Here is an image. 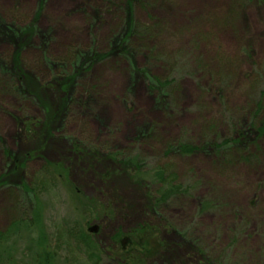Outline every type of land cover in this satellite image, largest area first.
<instances>
[{"label":"rangeland","instance_id":"obj_1","mask_svg":"<svg viewBox=\"0 0 264 264\" xmlns=\"http://www.w3.org/2000/svg\"><path fill=\"white\" fill-rule=\"evenodd\" d=\"M36 14L41 34L22 36L20 58L24 70L42 85L58 74L54 65L63 64L64 71L72 73L77 51L97 56L113 49L110 36L116 34L119 42L117 32H123L127 16L123 0H0V66L11 65L16 50L5 37L19 43V33ZM131 15L146 31L135 51L132 46L136 70L117 51L97 61L84 80L83 97L88 91L91 114L69 118L56 133L63 139L52 144L45 159L26 163L25 180L30 182L45 160L65 161L72 187L59 184L38 196L39 223L31 233L20 231L5 243L10 259H28L29 239L42 234L47 248L58 246L57 264H68L65 258L73 250L68 229L97 226L95 240L110 246L116 231L126 234L149 219L156 223L144 208L145 192L156 185L123 171L103 177L115 165L78 159L66 139L73 137L91 149L90 154L136 156L144 172L162 166L189 188L161 211L164 223L175 230L162 232L171 248L155 264H201L198 248L214 261L264 264V138L258 148L248 150L247 161L236 157L222 162L210 150L181 155L173 148L167 154L169 146L181 142L198 146L226 136L234 121L249 115L264 89V5L247 0H139ZM142 70L171 80L172 102L166 111L155 107ZM13 83L0 69V175L7 169L5 148L27 147L17 142V119L42 118L41 110L19 96ZM14 190L0 187V232L21 216ZM90 199L103 209L100 216L88 206ZM204 200L215 206L201 211Z\"/></svg>","mask_w":264,"mask_h":264},{"label":"trees","instance_id":"obj_2","mask_svg":"<svg viewBox=\"0 0 264 264\" xmlns=\"http://www.w3.org/2000/svg\"><path fill=\"white\" fill-rule=\"evenodd\" d=\"M43 1L46 0H40L41 3ZM137 1L139 0H123L127 12L125 28L123 32H117L120 37L119 42L116 41V34L110 36L109 45L113 49L97 56L94 53L77 51L71 60L72 66H74L73 72L66 73L63 64L62 66L54 65L57 69L59 68V72L61 70L65 74L55 73L53 80L45 85L38 84L33 74L24 70L20 58L22 45L25 43L22 36L26 35L29 39L30 35L32 36L34 33L41 34L36 25L39 14L35 15L30 25L22 28L23 32H20L18 36L19 43L11 42L8 39L9 36L5 37L4 40L10 42L16 50L11 58V65H1L0 69L3 73L11 76L14 82V90L19 96L28 98L27 100H31L41 110L42 118L39 120L33 118L17 119L19 127L16 137L17 142L25 143L27 147L18 151L9 148L4 150L7 156V169L0 175V187L6 186L15 189L14 191L18 195V202L20 203L21 216L14 219L5 231L0 232V264H57L58 246L52 248V250L47 248V241L44 236H41L42 234L36 239H29L30 257L22 263L10 259V247L5 243L20 231L25 234L31 233L32 228L39 223V211L36 203L40 194L49 192L59 184L72 187L68 180V173L71 168L65 164V161L52 162L45 160L44 165L30 182L25 180L24 169L26 163L30 160L35 158L45 159V155L51 149L52 144L63 139V137L58 139L56 133L64 130L69 118L75 115L91 114L92 99L89 92L87 91L86 97H83L86 89L84 80H87L90 76L93 65L97 61L106 59L110 54L118 52L119 54H117L124 57L129 66L135 69L136 60L132 49L134 47L135 51V43L137 44L142 40L146 34L144 27L137 24L133 15H131L132 6ZM247 1L259 2L264 5V0ZM3 25L0 24L1 27ZM6 29L8 33L9 28ZM6 35L4 34V36ZM45 36L47 37L46 34L43 35L44 38H46ZM77 62L78 64H76ZM49 67L52 68L53 65L50 64ZM140 72L147 80V87L153 95L155 107L161 111H166L172 102L168 90L171 80H162L157 76L150 75L145 70ZM248 114L247 117L240 116L236 122L234 121L229 134L226 136L203 140L198 146L193 143L181 142L175 147L173 145L169 146L167 154L173 148L181 155H193L198 151L206 153L210 150L222 162L231 161L236 157L247 161L249 158L247 155L248 150L258 148L259 140L264 138V89L260 92L258 100L255 101L253 106H250ZM144 131L145 129L142 128L140 133L144 134ZM66 139L70 140L71 152L76 154L78 159L86 160L89 164H96L101 160L102 162L110 160L115 165V168L111 172L103 174V177L123 171L129 176L134 175L133 178L140 179L142 176L151 181L149 183H154L156 189L152 191L149 188L145 192L147 203L144 208L146 213L156 220V223L153 224L151 222L153 220L149 219L138 223L126 234L116 231L110 240V246H113V249L116 248L115 250H111L110 246H99L98 240H95V236L88 230L68 229L66 230V236L71 239L73 250L71 249L72 251L68 257L66 256L65 261L68 264H105V262L112 264H155L171 248L169 242L162 236V232L167 231V229L175 230L171 224L164 223L161 211L164 210L166 204L187 194L189 188L177 183L175 174L167 172L162 166L144 172L136 156L119 153L100 156L98 152L90 154L91 149L88 150L86 145L78 139L73 137H67ZM88 157H90V161L91 157L93 160L90 162L87 159ZM88 206L92 207L91 211L99 216L103 211L91 199ZM214 206V203L204 200L200 203V210L207 211ZM182 235H186V233H182ZM124 236L125 240L122 242L121 239ZM125 243L126 245H124ZM200 250L198 248V251L201 252V264H232L227 263L225 258L214 261L208 254Z\"/></svg>","mask_w":264,"mask_h":264},{"label":"water","instance_id":"obj_3","mask_svg":"<svg viewBox=\"0 0 264 264\" xmlns=\"http://www.w3.org/2000/svg\"><path fill=\"white\" fill-rule=\"evenodd\" d=\"M97 226H92V227H90L89 229H88V231L90 232V233H96L97 232Z\"/></svg>","mask_w":264,"mask_h":264},{"label":"flooded vegetation","instance_id":"obj_4","mask_svg":"<svg viewBox=\"0 0 264 264\" xmlns=\"http://www.w3.org/2000/svg\"><path fill=\"white\" fill-rule=\"evenodd\" d=\"M123 242V241H122Z\"/></svg>","mask_w":264,"mask_h":264}]
</instances>
